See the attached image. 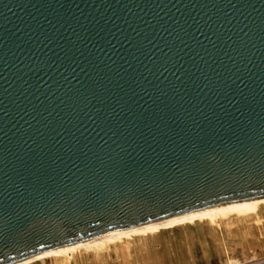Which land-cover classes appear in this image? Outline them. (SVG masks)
I'll return each instance as SVG.
<instances>
[{"label":"water","instance_id":"obj_1","mask_svg":"<svg viewBox=\"0 0 264 264\" xmlns=\"http://www.w3.org/2000/svg\"><path fill=\"white\" fill-rule=\"evenodd\" d=\"M264 197V0H0V264Z\"/></svg>","mask_w":264,"mask_h":264},{"label":"rangeland","instance_id":"obj_2","mask_svg":"<svg viewBox=\"0 0 264 264\" xmlns=\"http://www.w3.org/2000/svg\"><path fill=\"white\" fill-rule=\"evenodd\" d=\"M162 229L168 230L158 232ZM80 255L91 264H245L264 258V204L161 225L104 249H81L30 264H70Z\"/></svg>","mask_w":264,"mask_h":264},{"label":"bare ground","instance_id":"obj_3","mask_svg":"<svg viewBox=\"0 0 264 264\" xmlns=\"http://www.w3.org/2000/svg\"><path fill=\"white\" fill-rule=\"evenodd\" d=\"M260 203L264 204V197L259 198V199H254V200L230 203V204L222 205V206L207 209V210H202V211H197L193 213L183 214L180 216H175V217L161 220L158 222L150 223V224H147L141 227L129 229L126 231L115 233V234L92 239V240H89L83 243H78L72 246L64 247V248H61L55 251L45 253L36 258L30 259L28 261H25L19 264H30L42 258L57 256L61 254H69V253H73L81 249H84V250H94V249L97 250L101 248L104 249L108 244H113L123 239L132 238L133 236H136L137 234H141L146 230H149V231L154 230L155 228L161 225L172 224L174 222L193 221L196 218H213L220 212H224V211L232 210V209H240V208H243L244 206L256 205ZM231 264H238V262H231Z\"/></svg>","mask_w":264,"mask_h":264},{"label":"crops","instance_id":"obj_4","mask_svg":"<svg viewBox=\"0 0 264 264\" xmlns=\"http://www.w3.org/2000/svg\"><path fill=\"white\" fill-rule=\"evenodd\" d=\"M163 230H168V229H162V230H160V231H158V232H161V231H163ZM158 232H156V233H154V234H157ZM153 235V234H152ZM118 242H120V241H118ZM114 244V243H113ZM43 264H45V263H43ZM70 264H91V260H90V258H88V257H84V256H77V257H74V258H71V262H70ZM94 264V263H93Z\"/></svg>","mask_w":264,"mask_h":264},{"label":"built area","instance_id":"obj_5","mask_svg":"<svg viewBox=\"0 0 264 264\" xmlns=\"http://www.w3.org/2000/svg\"><path fill=\"white\" fill-rule=\"evenodd\" d=\"M245 264H264V258L254 259L253 261L246 262Z\"/></svg>","mask_w":264,"mask_h":264}]
</instances>
